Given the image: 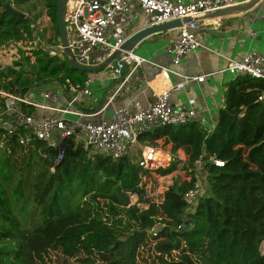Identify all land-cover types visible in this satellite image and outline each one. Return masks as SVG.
I'll return each instance as SVG.
<instances>
[{
	"label": "trees",
	"instance_id": "1",
	"mask_svg": "<svg viewBox=\"0 0 264 264\" xmlns=\"http://www.w3.org/2000/svg\"><path fill=\"white\" fill-rule=\"evenodd\" d=\"M7 1L2 0L0 10ZM44 1L49 16L58 24L57 0ZM29 24L27 18L0 13V46L22 39ZM56 31L59 37L58 28ZM24 61L28 64L27 58ZM36 63L33 80L23 79L21 70H17H25L23 62L0 71V87L26 91L29 87L48 86L55 79L83 83L88 76L72 69L67 61L49 58L45 53L37 54ZM263 94L264 80L237 75L227 84L224 111L214 133L196 121L159 127L138 137L146 145L161 146L157 143L162 141L163 147L170 145L173 153L182 149L190 167L201 154L224 161L223 167L204 166L209 194L199 198L192 210L182 196L193 182L180 179L168 187L158 206L151 204L142 212L136 206L127 207L128 192L137 194L141 203L148 201L139 187L142 172L134 151L113 161L100 153L91 154L69 138L67 151L51 172L55 151L37 142L32 156L41 149L48 158L22 162L26 167L35 165L32 195L19 177L10 187L17 172L14 157L22 153L19 146H13L11 153L0 152V264H46L44 256L51 250L67 258L80 254L82 264H92L97 258L101 264H139L140 249L153 243L163 255L171 253L163 264H264ZM175 169L173 162L162 174ZM102 200L109 201L110 206L102 207ZM35 211L39 220L30 231L26 222ZM236 216L243 225H233ZM157 224L162 228L153 237L149 231ZM162 237L164 240L157 243Z\"/></svg>",
	"mask_w": 264,
	"mask_h": 264
},
{
	"label": "built area",
	"instance_id": "2",
	"mask_svg": "<svg viewBox=\"0 0 264 264\" xmlns=\"http://www.w3.org/2000/svg\"><path fill=\"white\" fill-rule=\"evenodd\" d=\"M132 1L139 2L141 6L145 27L190 18V21L175 29L176 36L165 47V51L172 58V63L177 66L182 60L195 54L203 45L201 34L197 31L198 16L216 13L249 0L189 2L183 0H66L63 19L67 48L78 65L100 66L120 51L118 59L108 64L106 68L112 79L117 80L123 72H127L123 80H128L145 62V59L133 53L132 50H121L129 37L123 23L131 12ZM49 21L50 19L44 14L39 20L32 18L29 29L23 33L22 39L10 40L0 46V71L13 67L16 62H23L25 65L24 58L28 59L30 66L35 67L39 52L47 54L49 58L57 57L69 63L71 57L65 53L60 37L54 39L52 36ZM109 27L110 31L106 34ZM254 36L256 35L253 34ZM226 70L236 76L248 75L264 80V55L253 50L241 59H228ZM171 74L172 71L168 68H160L156 76L162 84L161 90L153 91V99L146 108H143L135 99L132 101V111L128 107H121L114 111L112 121L101 120L98 123L87 121V119L100 114L107 104L103 106L102 111L87 112L79 108L80 97L92 95L90 77H87L83 83H73L70 78L55 79L49 84L52 88H46L40 95L34 96L36 100L29 99L25 93L34 87H29L26 91L19 87H15L13 91L0 87V152L11 153L13 146H19L25 153L30 148H34L37 142H41L45 148L55 151L50 167L51 172H54L67 151L69 138H74L91 154L100 153L113 161L136 151L137 164L142 172L139 187L144 191V200L148 201L141 203L137 194L128 192L127 207L136 206L142 212L151 204L158 206L163 201V195L168 186L158 192L148 178L157 175L161 179H168L175 172L183 173L186 168V171H189L188 175L182 174L181 181L193 183L183 194L182 200L187 208L192 210L199 198L203 196L204 184L197 175L203 171L206 164L223 167L224 161L215 156L201 154L194 162V167H190L186 155L181 156L178 152L173 153L166 147L146 145L138 141L140 135L159 127L196 122L195 110H176L170 104L173 90V84L170 82ZM205 77L187 78L203 82ZM10 80L11 78L7 82ZM263 98L264 94L260 99ZM48 101L56 105H48ZM37 109L48 110L52 112V115L43 116L40 121H36ZM70 117L74 118L70 119ZM5 123H9L10 126L5 127ZM38 150L44 158H48V153ZM173 162H176V169L171 173L162 174ZM100 204L102 207L110 206L109 201L102 200ZM178 229L183 230V227L179 226ZM160 230L161 226L157 224L149 233L156 237ZM261 253L264 254V245L261 247Z\"/></svg>",
	"mask_w": 264,
	"mask_h": 264
},
{
	"label": "crops",
	"instance_id": "3",
	"mask_svg": "<svg viewBox=\"0 0 264 264\" xmlns=\"http://www.w3.org/2000/svg\"><path fill=\"white\" fill-rule=\"evenodd\" d=\"M143 18L144 16L141 20L139 17L133 18L125 27L126 34L138 30ZM197 21V31L201 34L203 45L177 66L172 63V58L165 51L167 44L177 34L176 30H171L147 37L132 50L145 59V62L128 80H123L127 75V72H123L119 79L108 78L102 81V86L99 87L95 84L98 79H92L88 75L87 77L93 80L90 86L92 95L81 96L79 108L94 112L102 111L105 104L107 106L100 114L88 118L87 121L110 122L113 120L115 110L121 107L133 110L132 101L135 99L146 108L153 99V91L161 90L162 84L156 75L161 67H166L172 71L170 82L173 84V90L170 104L176 110H195L196 121L209 133H214L220 114L224 111L227 84L236 77L226 70L228 59H241L253 50L264 55V0H260L246 12L215 19L200 15ZM253 34L256 36L253 37ZM199 76H206L205 80L198 82L187 78ZM166 148L171 147L167 145ZM177 152L181 156L185 155L182 149Z\"/></svg>",
	"mask_w": 264,
	"mask_h": 264
},
{
	"label": "rangeland",
	"instance_id": "4",
	"mask_svg": "<svg viewBox=\"0 0 264 264\" xmlns=\"http://www.w3.org/2000/svg\"><path fill=\"white\" fill-rule=\"evenodd\" d=\"M16 1V0H15ZM11 2V4L13 5V7L23 13H25L26 15L27 14H30L35 20H39L41 19V16L44 14L45 16H47L50 21H49V25H50V31H51V34L52 36L54 37V39H57V31L56 29L58 28V24H56L52 17L49 16V13H48V7L45 3L44 0H33L31 3L29 4H15L14 2ZM1 2L2 0H0V6H1ZM9 0L6 3H8ZM132 10L130 12V14L128 15L127 19L125 20V22L123 23V27L125 28L127 26V24L135 17H139V20L142 19V17L144 16V12L139 4V2L137 1H132ZM2 9V8H1ZM118 20V19H117ZM143 21H144V18H143ZM142 21V23H143ZM110 31V27L106 30V34ZM25 70L24 69H20V68H17V70H21L20 72L22 73V77L23 79L24 78H30V79H34V68L33 66H30L29 64H25L24 66ZM2 70H5V69H2ZM36 70V69H35ZM88 75L92 78V79H98V81L95 83L96 85H98L99 87L102 86V81H106L108 78L110 79V73L108 71V69H104V70H101V71H98L96 73H88ZM93 81V80H92ZM46 88H52L51 85H48V86H38V87H34L32 88L31 90H27L25 93H26V96L31 99V100H36L34 98V96H38L40 95L44 89ZM48 105H56V103L54 102H51V101H48L47 102ZM132 111V110H131ZM50 115H52V112L48 111V110H40V109H37L36 112H35V119L36 121H40V119L45 116V117H49ZM74 117H70V119H73ZM5 127H9L10 124L9 123H5L4 124ZM163 142L162 141H159L157 143V145H161L163 146ZM37 150V149H35ZM32 148H30L27 152H22L21 153V156H18L16 155L14 157L15 159V166L17 168V172H15L12 176V181L10 183V187H14V185H16L17 181L16 180L18 177L19 179H23L25 180V188H26V192L29 194V195H32L33 192H34V177H35V171H34V166H29V167H26L25 163H22L24 162L23 160H25V162H28L29 161V158L30 161L29 162H34L38 157H43V154L39 153L37 151H34L33 153V156H32ZM134 156L138 159V154L134 151ZM44 158V157H43ZM47 159V158H45ZM23 164V165H22ZM42 164V163H41ZM51 171V170H50ZM188 170H184V172H175L173 173L172 176H169L168 179H161L160 177H158L157 175H152L148 178V181H150V184L156 188V190H158V192H161L163 190V187H166V186H170L173 184V182L177 179H182V174H185V175H188ZM200 175V176H199ZM197 175L200 180L203 182L204 184V189H203V196H206L209 194V188L207 187L206 185V182H205V172L203 173V171L200 172V174ZM164 192V191H163ZM29 204L31 205V201H28ZM33 211V208L30 209V212ZM26 216L25 218L28 217V213H24ZM38 212L35 211L32 215V217H30L29 219H27V225L29 227V230L30 231H33V229L36 227L35 225L38 223ZM122 217H125V214L122 213ZM127 217V216H126ZM233 225H243L241 220L239 219V217H234V220H233ZM161 226V225H160ZM162 228V226H161ZM241 230L243 229V227L240 228ZM163 239L160 238L158 242H161ZM180 253H176V252H172V255L175 256V257H179L181 258L182 256L179 255ZM171 255V253H168L167 251V254L166 255H163L161 252L157 251L156 249V245L153 243V244H150V245H147V246H144V248L140 249L139 251V255H138V263L139 264H163L162 262L168 258L169 256ZM82 257V255L78 254L76 255L74 258H67L66 256L62 255L60 252L58 251H48L45 256H44V261L46 264H82V262H80V258ZM92 264H101V261L99 258H97L96 261H94V263Z\"/></svg>",
	"mask_w": 264,
	"mask_h": 264
},
{
	"label": "water",
	"instance_id": "5",
	"mask_svg": "<svg viewBox=\"0 0 264 264\" xmlns=\"http://www.w3.org/2000/svg\"><path fill=\"white\" fill-rule=\"evenodd\" d=\"M15 0H9L8 3L4 5V7L0 10V13L2 12H7L15 17H18L20 19H25L27 18L28 20H31L32 18L27 16L25 13L15 9L11 2ZM65 1L66 0H57V21H58V33L60 37V41L62 43V46L64 47L65 53L71 57L69 60V66L74 69V70H79L83 71L86 73H96L98 71L106 69L107 65L110 64L111 62L115 61L118 59L120 55V51L116 52L113 54L107 61L106 63L96 66V67H87V66H81L78 65L72 58V54L70 50L67 48V39H66V34H65V29H64V8H65ZM260 0H250L246 4L243 5H237V6H231L228 8H225L223 10H220L216 13H209L205 17L210 18V19H215V18H221V17H227L235 14H239L242 12L249 11L252 9ZM190 21V18H184L183 20H173L164 24L160 25H155L152 27H145L144 23L141 24V27L133 32L132 34H129L128 38L124 42L121 50H126V51H131L133 50L140 42H142L144 39L147 37L157 34V33H163L171 30H175L178 27H181L183 23H186Z\"/></svg>",
	"mask_w": 264,
	"mask_h": 264
}]
</instances>
